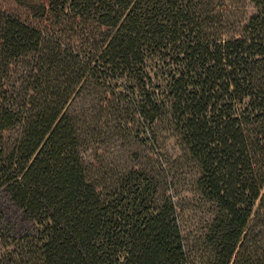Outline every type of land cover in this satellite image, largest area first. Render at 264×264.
Returning a JSON list of instances; mask_svg holds the SVG:
<instances>
[{
  "label": "trees",
  "instance_id": "1",
  "mask_svg": "<svg viewBox=\"0 0 264 264\" xmlns=\"http://www.w3.org/2000/svg\"><path fill=\"white\" fill-rule=\"evenodd\" d=\"M226 1L0 0V193L35 222L11 234L0 212V264H264V0ZM100 89L195 164L193 236L144 167L91 175L80 123Z\"/></svg>",
  "mask_w": 264,
  "mask_h": 264
},
{
  "label": "rangeland",
  "instance_id": "2",
  "mask_svg": "<svg viewBox=\"0 0 264 264\" xmlns=\"http://www.w3.org/2000/svg\"><path fill=\"white\" fill-rule=\"evenodd\" d=\"M229 2L228 0L226 1ZM252 11L246 7V14ZM229 22L223 26L227 27ZM230 28H228L229 30ZM108 95L113 94L106 88ZM114 91V90H113ZM102 89L92 92L84 100L81 118V157L91 175L99 182H109L130 166H141L157 176L161 188L176 197L183 230L193 236L202 225L205 205L195 189L189 184L196 172L195 164L180 156L176 137L165 134L155 141L154 147L143 128L122 127L112 109L101 102ZM79 101L73 105L77 108ZM16 131L7 130L5 143H10ZM179 155V156H177ZM0 212L4 225L11 234L29 232L35 222L7 195L0 193Z\"/></svg>",
  "mask_w": 264,
  "mask_h": 264
}]
</instances>
